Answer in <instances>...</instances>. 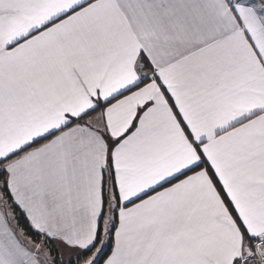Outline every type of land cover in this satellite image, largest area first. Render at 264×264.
Listing matches in <instances>:
<instances>
[{
  "label": "snow or ice",
  "instance_id": "obj_1",
  "mask_svg": "<svg viewBox=\"0 0 264 264\" xmlns=\"http://www.w3.org/2000/svg\"><path fill=\"white\" fill-rule=\"evenodd\" d=\"M0 264H264V0H0Z\"/></svg>",
  "mask_w": 264,
  "mask_h": 264
}]
</instances>
